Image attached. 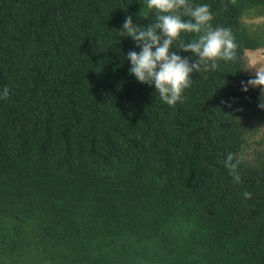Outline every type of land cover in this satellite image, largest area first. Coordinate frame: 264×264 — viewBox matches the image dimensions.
Here are the masks:
<instances>
[{
	"label": "trees",
	"instance_id": "trees-1",
	"mask_svg": "<svg viewBox=\"0 0 264 264\" xmlns=\"http://www.w3.org/2000/svg\"><path fill=\"white\" fill-rule=\"evenodd\" d=\"M191 2L236 47L169 106L125 59L145 0H0V264H264V93L241 90L264 0Z\"/></svg>",
	"mask_w": 264,
	"mask_h": 264
},
{
	"label": "clouds",
	"instance_id": "clouds-1",
	"mask_svg": "<svg viewBox=\"0 0 264 264\" xmlns=\"http://www.w3.org/2000/svg\"><path fill=\"white\" fill-rule=\"evenodd\" d=\"M146 7L155 10V18L146 26L133 24L127 16L121 29L122 36L131 37L139 47V52L130 50L125 59L130 62L129 73L141 83L154 87L159 99L169 106L182 98V92L190 85L194 71L217 67V59L230 60L236 47L231 30L226 27H212V15L208 5L191 0H145ZM182 33H199L188 42L179 41ZM191 53L182 56L176 50ZM194 57V59H193ZM254 78L241 82V90L259 88L264 93V67H257ZM9 96V88L0 87V99ZM258 107L264 109V99L260 97ZM233 155L228 154L226 166L235 168ZM239 183V175H234ZM247 198L251 194L244 192Z\"/></svg>",
	"mask_w": 264,
	"mask_h": 264
},
{
	"label": "rangeland",
	"instance_id": "rangeland-1",
	"mask_svg": "<svg viewBox=\"0 0 264 264\" xmlns=\"http://www.w3.org/2000/svg\"><path fill=\"white\" fill-rule=\"evenodd\" d=\"M245 21L256 28L264 29V15H253L245 18ZM242 60L244 67L246 70L255 76V68L264 67V47H259L253 50H245L242 55ZM249 134V143L251 144L250 148H246L245 154L247 157L252 156L250 153L251 149L257 147L256 141H261L260 145L263 147L264 145V117L259 119V117H255L252 120V126Z\"/></svg>",
	"mask_w": 264,
	"mask_h": 264
}]
</instances>
